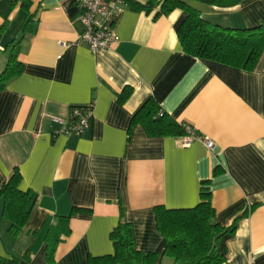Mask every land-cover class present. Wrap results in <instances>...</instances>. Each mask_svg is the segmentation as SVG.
I'll return each mask as SVG.
<instances>
[{
	"label": "crops",
	"instance_id": "crops-1",
	"mask_svg": "<svg viewBox=\"0 0 264 264\" xmlns=\"http://www.w3.org/2000/svg\"><path fill=\"white\" fill-rule=\"evenodd\" d=\"M26 1L27 10L23 0H0V51L26 14L33 24L19 46L22 72L0 90V188L17 168L19 188L35 201L17 236L0 216V256L49 264L46 233L73 207L88 211L70 218V234L61 236L51 264H90V257L111 254L109 233L119 222L132 225L138 250L153 252L162 241L154 207H193L208 181L221 225L254 206L221 239L222 264H264V51L252 70L192 57L176 35L182 10L154 17L159 6L147 13L132 7L147 0H124L101 18L118 41L92 52L78 42L79 0ZM191 5L206 21L229 28L254 27L264 17V0ZM148 98L213 147L131 126ZM91 102L88 132L51 136V116L67 120L73 107ZM156 264L182 263L163 257Z\"/></svg>",
	"mask_w": 264,
	"mask_h": 264
},
{
	"label": "trees",
	"instance_id": "trees-1",
	"mask_svg": "<svg viewBox=\"0 0 264 264\" xmlns=\"http://www.w3.org/2000/svg\"><path fill=\"white\" fill-rule=\"evenodd\" d=\"M244 0H147L142 4L132 3L137 10L150 12L155 6L160 14H169L175 9L183 11L184 16L176 28V35L184 53L199 59L222 63L234 68L252 70L264 51V17L261 23L250 28H229L210 23L203 19L191 2L217 7H233ZM22 7L27 10L28 3L23 0ZM32 18L27 14L20 25L18 34L4 47L7 52V64L0 74V90L8 81L22 72V63L18 60L20 42L26 33L33 30ZM130 93L124 90L119 95L123 101ZM140 124L149 136H184V124L177 122L166 113L158 102L148 98L131 118L130 125ZM221 170L214 168L216 175ZM21 174L13 169L0 188V216L8 222V232L17 236L26 224L35 195L30 190L19 188ZM208 181L200 187V201L190 208L171 209L162 205L154 207L155 227L162 236L160 246L153 252H141L135 247L133 229L130 223L119 222L109 233L113 252L98 257H90V264H156L163 257L182 264H222L224 254L219 250L221 239L232 235L239 219L246 216L244 210L236 216L231 225L223 226L215 220V211L211 205V191ZM88 211L73 207L66 215L56 216V222L45 236L46 261L51 264L57 243L61 236L70 234V218L77 213ZM120 214L123 207L120 203ZM0 264H14L13 259L0 256Z\"/></svg>",
	"mask_w": 264,
	"mask_h": 264
},
{
	"label": "built area",
	"instance_id": "built-area-1",
	"mask_svg": "<svg viewBox=\"0 0 264 264\" xmlns=\"http://www.w3.org/2000/svg\"><path fill=\"white\" fill-rule=\"evenodd\" d=\"M124 0H79V19L83 25L82 32L78 35V42L83 43L92 52L109 49L118 41V37L112 30L102 25L101 18L106 17L112 10H115ZM93 117V103L81 107H73L67 120L51 116L53 123L51 136L65 135L82 136L89 131ZM186 135L184 144L193 140H202L208 149L213 147V142L201 137L189 126L184 124Z\"/></svg>",
	"mask_w": 264,
	"mask_h": 264
},
{
	"label": "rangeland",
	"instance_id": "rangeland-1",
	"mask_svg": "<svg viewBox=\"0 0 264 264\" xmlns=\"http://www.w3.org/2000/svg\"><path fill=\"white\" fill-rule=\"evenodd\" d=\"M7 52L0 51V74L4 70L6 64H7Z\"/></svg>",
	"mask_w": 264,
	"mask_h": 264
}]
</instances>
